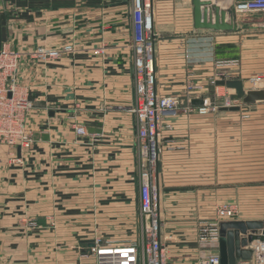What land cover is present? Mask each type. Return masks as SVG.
Returning <instances> with one entry per match:
<instances>
[{
  "label": "crops",
  "instance_id": "0c3cea01",
  "mask_svg": "<svg viewBox=\"0 0 264 264\" xmlns=\"http://www.w3.org/2000/svg\"><path fill=\"white\" fill-rule=\"evenodd\" d=\"M238 21L236 31L195 30L191 5V23L174 22L157 41L158 92L181 95L188 75L207 82L224 58L239 60L228 78L241 79L246 90L264 89V48H258L264 34L246 38ZM0 24L1 41L24 53L74 47L40 63L23 55L33 142L21 164L0 146V264H82L85 241L140 238L136 121L128 111L137 31L131 0H0ZM199 117L184 110L169 119L159 144L156 179L169 264H199L203 249L218 253L198 246L195 221L184 222L196 205L244 192L241 206L264 215V181L249 184L264 176V100L220 111L212 126ZM77 125L87 134L77 135ZM186 209L191 214L183 217ZM255 218L264 219H241ZM24 219L36 226L24 228Z\"/></svg>",
  "mask_w": 264,
  "mask_h": 264
},
{
  "label": "built area",
  "instance_id": "2783aa9c",
  "mask_svg": "<svg viewBox=\"0 0 264 264\" xmlns=\"http://www.w3.org/2000/svg\"><path fill=\"white\" fill-rule=\"evenodd\" d=\"M212 3L223 8H230L237 14H251L261 20L264 26V0H225L226 5H220L215 0ZM152 0H131L133 21L137 31L132 42L134 102L128 107L136 121V143L139 158V199L140 212L145 219L141 237L136 243L125 245L102 244L95 241L90 251L96 257V264H168L165 245L162 240L159 209V190L156 184V173L160 153V140L164 128L171 124L165 118L175 116L178 112L181 97L179 95H163L156 90V73L153 65L154 55V15ZM153 23V26H152ZM74 50L72 44H65L60 49L45 51L42 48L24 53L5 40L0 44V145L6 146L10 152V162L21 164L24 155L29 152L33 142L32 131L28 118L34 109L30 85L22 81V58L27 54L30 59L40 63L56 59L64 53ZM238 59H219L215 61L216 77L210 80L217 88L216 81L229 79L225 70L236 67ZM190 72V71H189ZM207 83L186 81L185 97L189 106L185 111H195L205 115L212 110L234 106L231 94H218L223 102L212 106L204 98L200 105H193L195 98L202 97ZM165 122V124H164ZM77 135H86L83 125L75 127ZM19 148V153L15 150ZM218 207V206H217ZM236 211L231 205H219L216 208V218L201 223L197 230L198 242L205 248L218 247L219 223L234 220ZM252 255L249 259H238L235 264H264V238L252 242ZM199 257V264H220L218 253L204 252Z\"/></svg>",
  "mask_w": 264,
  "mask_h": 264
},
{
  "label": "rangeland",
  "instance_id": "374dc122",
  "mask_svg": "<svg viewBox=\"0 0 264 264\" xmlns=\"http://www.w3.org/2000/svg\"><path fill=\"white\" fill-rule=\"evenodd\" d=\"M151 6H152V10H153V15H154V25H155V31H156L155 37H154V55H153V65L155 67L157 41L160 39V37H162L163 34L168 35L167 33H171L167 29H171V26L170 27H168V26L173 24L174 22H176L177 25H180L181 27L183 25H185V27H186V23L187 24L191 23V5L189 3V0H152ZM232 14H233V17L235 20H237V21L239 20L238 24L242 25V27H240V28L238 25V31L237 32H239L241 30L243 35L246 36V38L257 39L259 34H264V26L261 25L262 24L261 20L257 19L256 16H253L251 14H249V15L237 14V16H236L234 12H232ZM159 29H161V30L159 31ZM161 31H162V33H161ZM258 43H260V42H258ZM258 48H264V47L260 46ZM261 51H263V49ZM229 59H237V58H229ZM190 68H192V67H190ZM230 69H232V68H228L225 73L230 72L231 71ZM216 71L217 70L211 71L212 72L211 76H210L211 78L216 77ZM189 74L193 75V73H191V72ZM188 77H189L187 79L188 81H190L191 83L195 82V80L193 78H191L189 75H188ZM199 82H201V81H199ZM205 83H207V84L205 86L204 92H202V97H198L195 99H200L203 101V99L206 98V99H208V101L211 103L212 106L220 105L223 102V98H222L223 95H227L228 93H230V94L233 93L232 90L227 89L225 86H222V85H220L221 87L217 88L211 80H208ZM218 94H220V95L222 94V96H220ZM163 95H169V94H163ZM185 95L186 94L184 93V90H182L181 95H179L181 97V103H180L178 112L175 116L165 118L166 122L169 119L170 120L175 119L178 116V114H181V112L184 111L183 110L184 108L189 106V102L187 101V98L185 97ZM233 104H235L234 106L238 105L239 107H241V105L243 103L241 102V100H235V101H233ZM193 105H200V104H193ZM220 111H224V110H221V108H218L216 110H212V111L208 112L205 115L197 113L196 110L195 111H189V112H192V113L199 115L200 117L198 119L205 120L206 122H208V126L209 125L212 126L214 120L217 118V115L220 113ZM164 124H165V122H164ZM166 129H168V128H164L163 133H162V137H163ZM207 134L213 136L214 129L213 128L211 129L208 127L207 128ZM211 145H214V142H212ZM0 146L4 147V149H6L8 152H10V150L6 146H3V145H0ZM259 148L260 147H258V144H256V149H255L256 153L258 151H260ZM18 149L19 148H16L15 153H16V151L18 152ZM256 156H257V154H256ZM257 161H259V160L256 159V162ZM12 163H14V162H12ZM158 164H159V161H158ZM239 180L242 181L243 177H239ZM250 181H251V183H249V184H252V186H256L259 183L261 184V182L264 181V176H262V175L261 176H254V178H252V180H250ZM155 182H156L157 187H158L157 179ZM244 183L245 182H239V186L244 184ZM214 185H215L214 183H211L212 187H217ZM207 187L209 188L210 186H207ZM243 193L244 192H240V193L223 192L222 197L214 196L213 199L210 202H208L209 204H207V206H201L200 207L199 205H196L194 207L195 209H193L191 211L192 216L190 215L189 218H184L185 219L184 222L195 221V224H191V225L192 226L195 225L194 226L195 227V239L197 242H198L197 230L199 229L201 223H203V221H205V220L209 221L213 218H216V208H218L219 205H231V206H233L235 208V211H236V215H235L236 219H238V218L239 219H241V218H253V217H258V216L264 217V215L262 213H259V212L258 213L247 212L249 210H247L246 208H243L241 206L243 203L242 202L243 199L241 198ZM211 194H214V193H211ZM206 195L208 198L210 197L208 195V192L206 193ZM195 200H196V204H198L199 203L198 199H195ZM158 203H159V201H158ZM157 210H158V212H160L159 209H157ZM189 214H191V213L187 212V209H186V210H184V216L183 217L188 216ZM159 216H160V224H161V232H162L163 230L166 229L167 223L165 221H167V220L162 218L161 212H160ZM260 219H263V218H260ZM21 220H23V219H21ZM29 220L24 219V221H21L20 223L21 224L24 223L25 226H23V227L27 228V229L35 227L36 224L34 222L29 221ZM145 225H146L145 219L142 218V227H145ZM142 227H141V230H142ZM139 239L140 238L138 237L136 240H127L123 243L122 242H113L115 244L104 243L100 239L92 240L93 245L89 246V250H87L86 252L79 253L80 259L82 261V264H96V257L90 251V248L95 246L96 240H100V242L102 244H110V245L118 246V245H125V244H129V243H136L139 241ZM85 242H87V241H85ZM199 245L202 247L200 242H198V246ZM164 249H166V247ZM204 252H211V251L205 250ZM201 254H203V253H201ZM201 254H200V256H201Z\"/></svg>",
  "mask_w": 264,
  "mask_h": 264
},
{
  "label": "water",
  "instance_id": "95a60500",
  "mask_svg": "<svg viewBox=\"0 0 264 264\" xmlns=\"http://www.w3.org/2000/svg\"><path fill=\"white\" fill-rule=\"evenodd\" d=\"M192 21L195 30L206 29L219 32L236 31L237 25L230 9L222 8L211 0H190ZM1 25V24H0ZM1 44V31H0ZM233 91L231 98L243 104L264 100V89H244L241 79L229 78L216 81ZM193 99L192 104H202ZM238 105L221 107L224 111H237ZM19 151V149H18ZM264 238V219H234L219 223L218 255L220 264H235L238 259H249L252 255V242ZM90 246L92 240L87 241Z\"/></svg>",
  "mask_w": 264,
  "mask_h": 264
},
{
  "label": "bare ground",
  "instance_id": "6f19581e",
  "mask_svg": "<svg viewBox=\"0 0 264 264\" xmlns=\"http://www.w3.org/2000/svg\"><path fill=\"white\" fill-rule=\"evenodd\" d=\"M216 2L220 3V5H223L225 6L226 5V2L225 0H215ZM216 4V3H215ZM218 5V4H217ZM223 8V7H222ZM226 9H230V8H226ZM231 10V9H230ZM154 22V21H153ZM152 26H153V23H152ZM154 28H155V25H154Z\"/></svg>",
  "mask_w": 264,
  "mask_h": 264
},
{
  "label": "trees",
  "instance_id": "16d2710c",
  "mask_svg": "<svg viewBox=\"0 0 264 264\" xmlns=\"http://www.w3.org/2000/svg\"><path fill=\"white\" fill-rule=\"evenodd\" d=\"M224 59H228V58H224Z\"/></svg>",
  "mask_w": 264,
  "mask_h": 264
}]
</instances>
